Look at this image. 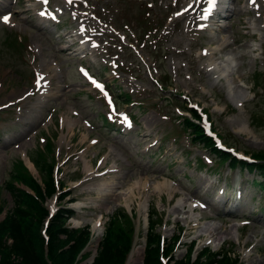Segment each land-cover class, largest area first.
<instances>
[{
	"label": "rangeland",
	"instance_id": "obj_1",
	"mask_svg": "<svg viewBox=\"0 0 264 264\" xmlns=\"http://www.w3.org/2000/svg\"><path fill=\"white\" fill-rule=\"evenodd\" d=\"M28 1L16 0L13 3L14 10H19L17 13L14 11L13 18L18 21L21 31L18 28H13L10 33L8 29L3 34L0 31V119L8 118L7 123L1 124L10 130L18 128L12 124L17 122L16 114L26 109L29 98L20 104L17 102L22 108L16 107L15 103L26 95L27 89L35 87V70L43 56L57 59L61 72L59 77L52 78V82L62 87V97L54 109L55 115L51 111L46 112L50 117L54 115L55 119L54 123L50 117L46 120L50 129L44 134L39 133L42 125H34L29 134L12 145H0V199L6 206L5 210L13 203L5 188V175L12 171L13 166L21 169L16 160L21 164L26 149L35 145L45 146L46 141L52 148L53 138L61 179L72 186L86 174L81 185L73 187L72 193L66 197H75L83 205L75 214L74 225L93 224L102 214L105 222L118 206L129 211L134 208L137 212L135 223L141 231L135 244L140 247L145 238V233H142L143 206L147 202L152 206L155 204L162 212L164 221L159 224L158 231L162 230L166 236H172L180 223L185 228L183 243L197 237L196 247L199 249L210 245L218 250L225 245L224 250L233 249L240 254L239 264H264V223L256 220L264 210V172L231 169L233 176L242 173L260 198L251 202L258 214L253 213L256 218H251L249 226L240 227L237 231V221L228 219L225 223V219L218 220L213 209L196 207L193 212L187 204L189 197L200 196L202 185L209 178H215L214 171L220 169L226 174L230 163L226 158L219 160L221 155L214 157L215 154L205 146L200 147L180 117L186 113L183 110L186 104L199 102L214 120V129L228 145L250 155L258 150L264 151V88L258 94L262 93L261 97L255 98L253 94L259 89L258 83L264 86V76L259 75L264 71V39L263 32L257 28L260 24L264 26V13L257 17L249 10H241V7H247L248 0H238L236 13L232 16L234 24L223 33L208 35L196 25H188V20L180 23L175 20L180 8L175 6L176 2L184 4L196 0H98L96 21L105 32L94 54L99 55L97 61L101 65L95 66L90 60L88 63L96 73H105L99 78L109 84L108 89L117 98L119 111L126 109L135 114L132 116L134 130L130 133L131 142L108 134L115 122L104 124L110 105L102 98V93L84 89L82 83L85 80L79 73L81 60L78 55L62 51L57 39L49 37L30 21L21 19L20 13L27 8ZM254 23L256 29L253 28ZM226 32L231 38L230 46L223 49L224 54L229 51L239 54L237 59L228 61L229 67L236 70L233 83L222 78L211 64L221 54L213 56L207 53L211 51L210 47L215 46L210 43L211 38L216 39ZM19 34L29 40H23L24 44L17 48V41L15 45L11 42L18 40ZM37 44L41 49L36 48ZM162 85L168 90L164 91ZM128 100H134V103L128 105ZM70 107L77 110L79 114L76 117L80 122L71 121L74 114ZM64 112L70 120L61 126L59 117ZM85 121L89 124L86 125ZM35 132H38L37 136ZM113 146L128 160L112 152ZM208 155L212 164L207 163ZM31 156L48 161L52 153L38 150ZM10 158L11 162L8 161ZM26 161L38 175L39 171L28 158ZM214 164V169L208 168ZM114 165L119 169L110 168ZM42 171L46 177L49 176L48 165ZM253 179L257 180L256 185L252 184ZM109 186L117 188L111 192L103 191ZM59 199L53 202L56 204ZM183 199L185 202L178 206ZM212 217L213 221H210ZM213 225L220 232L217 240L207 231ZM208 239L212 241L206 243ZM185 251L182 244L175 254L183 256Z\"/></svg>",
	"mask_w": 264,
	"mask_h": 264
},
{
	"label": "trees",
	"instance_id": "obj_2",
	"mask_svg": "<svg viewBox=\"0 0 264 264\" xmlns=\"http://www.w3.org/2000/svg\"><path fill=\"white\" fill-rule=\"evenodd\" d=\"M16 199V207L9 213L5 222L0 224V264H74L77 254L86 242V231L77 234L76 231H67L66 238L59 237L60 224L51 225V241L49 260L45 256L44 239L41 237L40 224L46 212L34 197L25 194L16 187H11ZM105 238L101 242L99 252L93 264H122L132 241V229L128 217L117 211L115 217L108 223ZM13 242L9 243L8 238ZM72 243L68 248L63 246ZM155 235L150 233L144 264H162L159 248L154 245ZM213 257V256H212ZM208 256L209 263L229 264L230 257ZM200 256L196 262L190 256L176 260L173 264H205ZM206 260V261H207ZM171 264V263H170Z\"/></svg>",
	"mask_w": 264,
	"mask_h": 264
},
{
	"label": "snow or ice",
	"instance_id": "obj_3",
	"mask_svg": "<svg viewBox=\"0 0 264 264\" xmlns=\"http://www.w3.org/2000/svg\"><path fill=\"white\" fill-rule=\"evenodd\" d=\"M68 2L69 3H72V0H68ZM85 2H87V0H85ZM44 3L45 4H47L48 3V0H44ZM252 3L253 4H255L256 3V0H252ZM189 7H191V5H189ZM216 7V0H208V6H207V9H206V13L208 14V15H210L211 14V12H212V10L214 9ZM256 7H259V5H256ZM46 15H53L54 16V14L53 13H45ZM3 20L4 21H9V15H4L3 17ZM205 18H207V15L205 16ZM206 51V50H205ZM82 71H84V74L86 75V76H88V79L89 80H91L92 81V83L97 87V88H99L101 91H103L104 92V94L107 96L108 94H107V92L105 91V87H104V85L100 82V81H98L95 77H93V76H91L89 73H88V71H87V69H82ZM37 80H36V84H37V86H43V84H46L47 83V81L46 80H44V74L43 73H37ZM109 103H111V97L109 96ZM124 119H125V121L127 122V123H129V125L131 124V121L130 120H128V117H127V115L125 114L124 115Z\"/></svg>",
	"mask_w": 264,
	"mask_h": 264
},
{
	"label": "bare ground",
	"instance_id": "obj_4",
	"mask_svg": "<svg viewBox=\"0 0 264 264\" xmlns=\"http://www.w3.org/2000/svg\"><path fill=\"white\" fill-rule=\"evenodd\" d=\"M260 6L261 7L258 9L259 12L264 10V0H263L262 5H260ZM190 14H191L190 10L185 8L182 17L189 16ZM218 41H219V47L227 45L226 44L227 43L226 38H224V37L220 38ZM42 60H43V62L41 64V69H42L43 72H46L45 70H50V69L54 70L55 67H57L56 66V63H57L56 60H53V62H51V63L47 62V59H42ZM190 204H191V206L195 205L194 201L191 202ZM95 225H96V228L99 227V229H100V225H99L98 222ZM140 252H141V250L138 251L137 256L140 255ZM138 258H136V261H137Z\"/></svg>",
	"mask_w": 264,
	"mask_h": 264
}]
</instances>
